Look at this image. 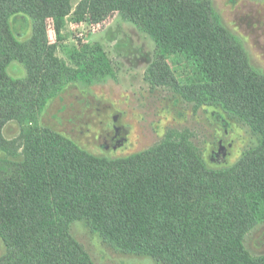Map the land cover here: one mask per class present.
I'll return each instance as SVG.
<instances>
[{"label": "trees", "instance_id": "trees-1", "mask_svg": "<svg viewBox=\"0 0 264 264\" xmlns=\"http://www.w3.org/2000/svg\"><path fill=\"white\" fill-rule=\"evenodd\" d=\"M138 9L159 12L173 49L156 58L148 82L186 104L218 108L257 136L233 165L209 167L185 132H169L141 154L109 158L27 126L70 76L50 27L60 36L69 17ZM19 15L34 23L30 40L14 33ZM12 62L25 67L23 81L9 75ZM13 121L25 139L16 158L3 133ZM0 150L7 151L0 158L7 249L0 264H94L72 237L76 222L88 223L112 248L158 264H264L245 245L264 222V75L253 71L213 0H0Z\"/></svg>", "mask_w": 264, "mask_h": 264}, {"label": "rangeland", "instance_id": "rangeland-1", "mask_svg": "<svg viewBox=\"0 0 264 264\" xmlns=\"http://www.w3.org/2000/svg\"><path fill=\"white\" fill-rule=\"evenodd\" d=\"M213 2L224 25L242 43L253 71L264 75V0ZM12 27L20 40L35 36L34 23L26 15L14 17ZM49 38L70 76L28 127L53 130L80 150L109 158L141 154L167 133L185 132L214 169L233 165L258 142L248 126L233 123L222 110L186 104L171 89L148 82L156 58L173 54L156 9L111 12L85 21L69 17L60 36L50 27ZM9 75L23 81L26 69L12 62ZM22 132L17 121L3 131L6 141L16 146L11 158L22 154ZM6 153L0 150V158ZM71 234L94 264H158L112 248L88 223H74ZM245 245L252 255L264 256V222L247 235ZM6 254L0 238V261Z\"/></svg>", "mask_w": 264, "mask_h": 264}]
</instances>
